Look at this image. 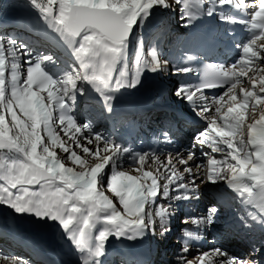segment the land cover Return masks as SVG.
<instances>
[{
  "label": "snow or ice",
  "instance_id": "obj_1",
  "mask_svg": "<svg viewBox=\"0 0 264 264\" xmlns=\"http://www.w3.org/2000/svg\"><path fill=\"white\" fill-rule=\"evenodd\" d=\"M32 2L50 26L73 46L79 67L74 70L72 76L58 83L45 74L40 63L29 60L26 61L29 64L26 79L21 84L16 71L19 65L12 63V87L8 96L4 80V44L0 43V107L12 117L9 127L5 115L0 113V149H8L23 155L22 160L14 159L11 162L0 163V180L4 181L0 184V202H6L20 213L31 212L40 217L47 216L59 221L63 229L70 232L69 238H74L80 250L89 255L100 256L103 254V242L110 233L101 231L96 236L99 246L93 252L90 247L91 231L101 219L99 214L106 213L102 221L111 225L116 230V235H120L125 230L135 231L141 226H149L152 217L159 215V212L146 211L145 203L159 195L161 188L164 198L169 196L170 190L184 189L195 192L196 179L192 167L188 166V161L193 160L194 156L188 154L187 159L181 156L174 157L179 164L185 165L183 172L192 177L188 183H184V177L176 169L171 156L166 162L154 161L159 162L166 173L162 177L166 181L163 185L159 183L161 179L159 175L143 168L148 154L139 157L141 164L137 169L139 175H129L125 171L115 172L109 178L107 186L119 198L124 210L121 213L112 201L104 196L103 191H98V187H103L98 178L105 164L119 151L118 147L104 143L103 151L107 153L111 150L112 154L101 156L100 152L92 153L88 147L77 142V147H81L84 153L100 157V162L88 167L86 161L53 132L52 108L61 109L58 123L65 135L73 139L72 131L79 133L82 129L66 115L67 100L75 87L76 79L87 80L101 89H108L114 83L119 87V82L113 80V73L133 25L155 5L165 4V0H47L46 3L44 0H32ZM181 2L182 0H175L177 5ZM232 3L233 0H221V4ZM236 3L243 5L245 0H236ZM54 5H58L55 12ZM251 6L255 8L251 18L252 24L259 31L242 49L245 63L239 65V68L236 64L227 69L213 66L217 69V79L194 88L181 87L177 95L197 103L195 98L198 92L201 93L199 99H206L201 89L230 83V87L223 95L214 98L216 103L220 104L224 96L231 94V104L226 112H222L221 107H217L216 115L209 117L205 115L210 111L208 105L203 104L199 108L198 114L208 121V127L197 137L196 143L201 146L207 144L212 153L223 154L222 160H217L212 155L207 156L210 165L207 179L213 182L217 179H225L231 189L241 196L247 193V202L264 212V68L258 65V61L264 59V44L258 45V41H264V0H258V4L255 2ZM12 55L18 57L29 54L15 51ZM152 61L157 67L161 66L162 62L154 55ZM249 70L252 71L251 76H248ZM178 71L188 72L191 69ZM242 75L247 76L252 88L240 87L242 99L238 102L234 90L243 83L240 79ZM257 76H259V91L256 90ZM42 93H47V96ZM257 106H261L259 118L256 117ZM16 107L25 114L27 121L17 116L14 111ZM246 113L249 116L247 123ZM218 120L222 123H218ZM13 128L18 131L10 135ZM41 128L48 133L49 144L43 142L39 131ZM85 139L88 143H92L93 139L96 142L102 141L100 136H88ZM55 147H60L68 154V159L78 164L82 170L74 171L73 168L66 167L53 150ZM196 167L199 168L201 165ZM157 171L159 172V169ZM222 171H226L228 175L222 176ZM34 184H39L41 191L30 192L23 187ZM18 185L21 187L18 188ZM173 185H176L175 189H172ZM12 189H17V192L14 194ZM254 189L259 192L258 203ZM180 198V196L175 197V199ZM192 198L198 199L197 196ZM161 211L164 209L162 208ZM215 211L214 208L210 209L212 213ZM189 222L198 226L203 224L205 219L200 217L185 221V223ZM164 231L167 229L163 228L161 234ZM188 251V247L183 249L184 253ZM212 256L225 257L226 253L216 249L199 254L197 259L199 264H213L211 259L205 260L206 257ZM0 259L9 260L3 256H0ZM179 259L181 264H194V261L189 260L186 255H182ZM12 264H15V261H12ZM216 264H250V262L226 259L219 260Z\"/></svg>",
  "mask_w": 264,
  "mask_h": 264
},
{
  "label": "bare ground",
  "instance_id": "obj_2",
  "mask_svg": "<svg viewBox=\"0 0 264 264\" xmlns=\"http://www.w3.org/2000/svg\"><path fill=\"white\" fill-rule=\"evenodd\" d=\"M174 4H175V1L172 0L171 5H172L173 9L175 10ZM154 7H156L159 11H161L156 5ZM7 8L9 9V6H7ZM8 9H7V11H8ZM1 10H2V8H1ZM5 16H6V14L3 15V16H0V18H3ZM140 18L141 17L138 18L137 22L140 20ZM177 19H178V17H177ZM15 23H16V25L14 26V28L22 27L20 23H18V22H15ZM136 23L134 25H136ZM145 23L149 25V22H145ZM145 23H143L141 30H142L143 33H147L148 35H150V33H148V31L146 32L147 25ZM30 25L31 26H28V25H25V26L31 28V30H34V32H36V27L38 25L37 22H34L33 24H30ZM149 28H150V25H149ZM177 32H180V29L177 30ZM37 35H38L39 38L44 37V38H47V39H52V40L58 42L59 44L61 42L63 48H65V54L68 55V56L67 55H64V56H66L67 59H71L73 61V63H75V66L76 65L79 66V61L76 59V57L74 55L73 46L70 45L66 40H64L63 37H61V35L58 32H56L50 26V24L48 22H45V23H42V24L39 23V31H38ZM22 36H25L26 38L29 37L28 35H22ZM3 43H5V42H3ZM130 43H131V41H126L125 42V47L123 49V52H122L121 56L119 57V59L117 61V64H118L119 61H120V64H121V62L124 61V64L120 65V66H118L116 64L115 65V70H114V73H113V78L114 77L118 78V81H120V79H121V87L122 88H126L128 86L129 76L131 75V71L128 70V64L130 65L131 61H129V59L126 56L127 48L130 46ZM48 48H51V47H48ZM57 52H58V54L62 53V52H59V50H57ZM124 58H127V59L124 60ZM54 64H56V63H54ZM121 67H123V68H121ZM158 72H159L158 69H155V71H153L150 67L142 68L141 69V74H140L139 77H137L135 85L138 86L139 89H141V84H142V82L145 81L146 76L148 74H156ZM138 81H139V83H138ZM87 87L90 90H93L95 92L101 91L102 93L107 92L108 94L112 92L111 90H109V89H111V87L108 88V89H101V88H97L96 85H94L93 83H90V82L88 83ZM74 94H75V90L73 91L72 96H74ZM122 96L123 95L120 94V97H122ZM76 98L77 97H75L74 100ZM196 114H197V116L199 115L198 112H196ZM247 116H248V113H247ZM98 129L102 130V128H100V127H98ZM83 134H85V133L83 132ZM81 142H82V140H81ZM93 143H97V142L94 140ZM127 157L128 156H126L123 160H121L119 158H115L114 161L112 162L110 168L113 169V168L117 167L118 165L123 164L124 162H126V163H134L131 159H128ZM205 167L206 166H204V168ZM127 174L135 176L137 173H136L135 170H130V171H127ZM205 186L207 188H211L212 189L211 184L209 182L205 183ZM39 188H40V186L37 187V189H39ZM200 188H202V187H200ZM0 208H2L6 213L14 214V212H12V209L9 208V206H7L5 203H1L0 202ZM117 210H120V209H117ZM104 215H106V213H100L99 214L101 219L95 224V226L93 227V229L91 231L90 247L92 248L93 252H95V249L99 246L98 242L96 241L95 238H96L97 234H99L101 231H108L110 233L108 235V238L110 239L109 244L114 243V244L118 245V247H120V248L124 247V245L118 244V242H117V238L119 237V235L115 234L116 230H114L111 227V225H107L106 223H104L102 221V218H103ZM173 215L174 214L171 211H170L169 215L166 216V214H165L167 219H169V220H166V221L173 220L174 219ZM165 216H163V217H165ZM16 217H17L18 222L20 224L22 223L27 228V230L35 232V233H31L33 236L37 235V236L43 237L44 239H46L45 240L46 242L49 240L46 243V246H48L49 243H52V245H53L52 252H56V250H58V251H70V250H72L70 247L80 250L79 247L77 246V244L75 243L74 238L73 239L69 238L70 237V232H66L63 229V226L59 223V221L53 220L51 218H49V220H48V219L45 218V221H44L45 222V227L46 228L48 226L49 227H48L47 231H45L46 228L42 231L41 229H43V228H42V226H40V224H43L44 222L42 221V223L39 224V222H40L42 217L37 216L35 213H31V212L20 213V212H18V213H16ZM43 218H42V220H43ZM153 222H154V220L152 219L150 226L152 227V230L157 232V235H158V232H161V230L156 231L153 228V226L155 225V223H153ZM4 224H5L4 222H0V227L2 225H4ZM37 227H39V228H37ZM12 228H14V227H12ZM129 231L130 230H125L120 235L127 236ZM38 232H40V233H38ZM112 232H114V233L112 234ZM169 233H170V230L168 232L164 231L163 235H165V236L168 235V237H169ZM21 238L25 239L27 237L23 233H21ZM27 239H28V243H26L27 246H30V247L36 248V249L39 247V244H40V246H42V243L37 244V243H34L33 241H31L29 238H27ZM167 239L168 238H166V240ZM8 242L14 244V242L12 240H10V239H8ZM155 242H158V239H155ZM161 243L162 242H159V244H161ZM48 250H50V248H48ZM102 250H105L108 253L107 255L111 256L112 258L117 256V254L115 252L113 253L114 250L110 249V247L104 246V244L102 245ZM19 253H22V251H19ZM72 254H74V253L72 252ZM14 256L15 257H13L14 258L13 261H15V262L17 261L18 262L19 260L17 259L18 257H16L17 255H14ZM8 258L10 259V257H8ZM28 264H31V263H28Z\"/></svg>",
  "mask_w": 264,
  "mask_h": 264
},
{
  "label": "rangeland",
  "instance_id": "obj_3",
  "mask_svg": "<svg viewBox=\"0 0 264 264\" xmlns=\"http://www.w3.org/2000/svg\"><path fill=\"white\" fill-rule=\"evenodd\" d=\"M0 1H2V2H4L5 4L6 3H8L9 4V9L8 8H6V10H5V14H8L9 16H14L16 19H18L19 20V18H21L23 21H25V22H29V20L28 19H31V18H38L39 20H44L45 18H44V16H43V14L40 12V10L37 8V7H35V5L33 4V2H32V0H0ZM44 2L46 3L47 2V0H44ZM171 2H172V0H165V4H158V6L160 7V9L161 10H163V11H167V8H168V12H171L172 10H173V7H172V5H171ZM3 3V4H4ZM157 6V5H156ZM1 7V6H0ZM15 7V8H14ZM58 7V5H54V11H56V8ZM14 8V9H13ZM4 9V6L2 7V10ZM7 9H8V11H7ZM12 9H13V12H17V13H21V15H12V14H9V13H13L12 12ZM165 11V12H166ZM175 11V10H174ZM7 12V13H6ZM167 13V12H166ZM14 14V13H13ZM6 18V16L5 17H3V18H0V21H4V19ZM20 21V20H19ZM34 21V20H33ZM34 22H37V21H34ZM48 22V21H47ZM167 23L165 24V26H167V28H169L171 25H169V23L170 22H172V19H171V17H169V19L166 21ZM33 23V22H32ZM38 23V22H37ZM39 23H45V21H39ZM28 26H31V25H28ZM8 34V38L7 37H5V35H7ZM14 34V32H12V30H5V31H0V37H4V38H6V39H4V40H8V42L9 41H11V43L10 44H15V43H13V42H17V40H19V38H16V39H11L12 37V35ZM11 35V36H10ZM18 35H20V31L18 32ZM46 37V36H45ZM154 39H157V35L156 36H152V37H149L148 38V43H150L151 41H153ZM3 40V39H2ZM2 40H0V43L1 42H3ZM156 42L157 41H154L153 43L154 44H156ZM5 43H7V42H5ZM6 45H9V44H6ZM15 45H18V46H20V44H15ZM5 47V46H4ZM7 48H9V51H10V59L7 57V56H5V61L7 60V63H8V65H9V67H8V69H6L7 71H5V75H4V80H5V90H6V95H8V96H10V94H11V87H12V81H11V74H12V69H11V64L12 63H16V64H18L19 65V67H18V69L16 70L17 71V73H18V76H19V82L21 83V84H23V81L26 79V75H27V73H26V71H27V69H28V67H29V64H27L26 63V61H29V60H33L34 59V62L33 63H39V62H41L42 64L41 65H44L43 63L45 62V60H52V58H53V56H52V54L51 53H48V54H46L45 56H43L40 52L39 53H37V54H35V55H31V57H29L27 60H26V58H23V57H21V58H14L13 57V59H12V53H13V48H11V47H7ZM136 43H132V44H130V48L129 49H127L128 51L127 52H129V55H131L132 56V60H133V64H132V71L134 72V74H135V71L137 72V70H136V66H135V64H136V60L139 58V54L138 53H136ZM17 50V49H16ZM24 52H26V53H28L29 54V50H27V46L26 47H24V50H23ZM4 52H5V50H4ZM19 52H21V51H19ZM22 53V52H21ZM4 55H5V53H4ZM28 56H30V54L28 55ZM159 59H161V60H165V57H162V56H160V57H158ZM49 63H51V62H48L47 63V65H46V68H48V67H50V64ZM53 66V65H52ZM70 67H72V69L70 68V70L67 68V67H65V66H63V71L61 72V71H58V72H56V71H52L53 73H54V76L53 77H51L53 74H50V78L52 79V80H54V81H56V82H62V81H64V80H66L69 76H72L73 75V72H74V70H76L77 68L75 67L74 69H73V64H70ZM46 68L44 69V71L46 72ZM160 70H163V65H162V68H160ZM258 79H259V76H257V79H256V81H258ZM78 81H79V79H76V81H75V84H77L78 83ZM257 89V88H256ZM258 90V89H257ZM259 91V90H258ZM42 95H44L45 97L47 96V93H42ZM260 107L261 106H257V112H256V117L257 118H259L258 117V112H259V109H260ZM56 110H57V107H54V108H52V117H53V119H52V121H51V127H53V125H55V123H57V124H59L58 123V118H57V116H56ZM250 110V109H249ZM14 111L16 112V114H17V116L21 119V120H24V121H27V117L25 116V114L18 108V107H16L15 109H14ZM0 113H2V114H4L5 115V119H6V123L8 124V126L9 127H11V120H12V117H11V114L10 113H7V112H5L4 111V109L2 108V107H0ZM260 114V113H259ZM72 119V118H71ZM73 120V119H72ZM28 123H30V122H28ZM59 125H57L56 126V129L57 128H59L58 127ZM59 130H61V129H59ZM18 131V129H15V128H13V131H12V133H10V135H12V134H14L15 132H17ZM40 134H41V136H42V138H43V142L45 143L46 141H47V143H50V141H49V138H48V133L46 132V131H44V129L43 128H41L40 130ZM55 134H57L56 133V131H53ZM75 131L73 130L72 131V133H74ZM83 136L85 135V134H82ZM60 138L62 137V134L60 133V135H58ZM63 137L64 138H66L67 137V135H65V133H63ZM82 140V139H81ZM64 142V141H63ZM97 143H99V142H97ZM97 143H93V144H91V145H96ZM105 144H108L107 142H104ZM104 143H100V145H104ZM66 145L68 146V147H70V146H76L75 147V150L74 149H72V147H70L73 151H75L76 153H77V155L78 156H80V158L81 159H83V160H85L86 161V163H87V166L88 167H92V166H94L95 165V163L96 162H98V161H100V157L99 156H91V155H89V154H86V153H84L83 151H82V149H81V147H77V143H73V141L71 142V141H67L66 142ZM80 145H82V144H80ZM84 147H87V145H83ZM103 148H104V146H102ZM89 148H91V147H89ZM53 150L56 152V154H57V157L59 158V159H61L63 162H64V164H65V166L66 167H69V168H73L74 169V171H81L82 169L79 167V165L78 164H74L70 159H68V154L67 153H65L60 147H55V148H53ZM95 150H96V148H95ZM38 151H41L40 149H38ZM111 151V150H110ZM100 152V155L101 156H103L104 154H105V152L103 151V149L102 150H100L99 151ZM95 153H96V151H95ZM108 153V152H107ZM126 157V156H125ZM22 160L23 159V155L22 154H17L16 152H13L12 154H11V157H6V156H2V158H1V162L2 163H6V162H11L12 160ZM135 163V162H134ZM147 163H151L152 165L154 164L155 166H157L158 165V163H153L152 162V160H150L149 162H147ZM119 166V165H118ZM204 166V165H203ZM132 168V167H131ZM140 168V167H139ZM114 169V168H113ZM119 168H115L113 171H114V173L115 172H118L117 170H118ZM136 173H139V171H137L136 170ZM137 175V174H136ZM99 179V178H98ZM99 181H100V179H99ZM102 182V186L104 187L105 186V182H103V180L101 181ZM4 183V181L3 180H0V184H3ZM31 186L32 185H24L23 187H25V188H27L29 191L31 190ZM62 186V185H61ZM18 188L19 187H21V186H17ZM39 190H41V188H39ZM11 191H14V192H17V189H12ZM111 195V194H110ZM104 196H106L109 200H111V198L106 194H104ZM112 203H114L113 201H112ZM114 205V204H113ZM7 206H9V205H7ZM115 206V205H114ZM116 207V206H115ZM9 208H11L12 209V212H14V208L13 207H11V206H9ZM117 209H119L118 207H116ZM120 212L122 211H124L123 210V207H122V209H120L119 210ZM121 212V213H122ZM43 218V217H42ZM42 218H41V220H40V222H39V224L40 223H42V221L44 222L45 221V218L46 219H48L49 220V217H47V216H45L44 218H43V220H42ZM153 219V218H152ZM154 220V219H153ZM40 226H42V228L43 229H41L42 231L46 228L45 227V222L43 223V224H40ZM44 226V227H43ZM49 227V226H48ZM48 227L46 228V230L45 231H47L48 230ZM37 228H39V227H37ZM115 230V229H114ZM170 229H167V232L169 231ZM29 231V233L31 234V233H35V232H33V231H30V230H28ZM44 231V232H45ZM161 232H162V230H161ZM161 232H158V235H163V234H161ZM37 233V232H36ZM38 233H40V232H38ZM43 233V232H42ZM114 232H112V234H113ZM164 233V232H163ZM41 238H43V237H41ZM44 239V238H43ZM17 262V261H16ZM0 264H3V263H1L0 262ZM171 264H172V262H171Z\"/></svg>",
  "mask_w": 264,
  "mask_h": 264
},
{
  "label": "water",
  "instance_id": "obj_4",
  "mask_svg": "<svg viewBox=\"0 0 264 264\" xmlns=\"http://www.w3.org/2000/svg\"><path fill=\"white\" fill-rule=\"evenodd\" d=\"M135 34H136V29L132 28L131 31H130V33H129V35H128V37H127V39H130L131 37H134Z\"/></svg>",
  "mask_w": 264,
  "mask_h": 264
}]
</instances>
